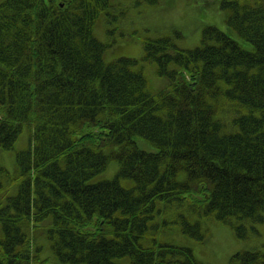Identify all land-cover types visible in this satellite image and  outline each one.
Here are the masks:
<instances>
[{
    "label": "trees",
    "instance_id": "16d2710c",
    "mask_svg": "<svg viewBox=\"0 0 264 264\" xmlns=\"http://www.w3.org/2000/svg\"><path fill=\"white\" fill-rule=\"evenodd\" d=\"M112 3H0V149L30 131L15 194L0 166V264H45L37 231L58 264H203L158 240L162 208L263 219L264 0H221L226 28L207 26L192 50L147 38L143 60L167 83L159 92L138 60L106 61L95 25ZM113 163L116 176L96 181ZM188 216L175 222L202 241V221ZM228 264H264V253L240 251Z\"/></svg>",
    "mask_w": 264,
    "mask_h": 264
},
{
    "label": "rangeland",
    "instance_id": "374dc122",
    "mask_svg": "<svg viewBox=\"0 0 264 264\" xmlns=\"http://www.w3.org/2000/svg\"><path fill=\"white\" fill-rule=\"evenodd\" d=\"M3 1L0 0V3ZM112 2L111 8L101 14L95 25L97 38L107 45L105 59L107 62L121 57L138 60L139 64L135 68H142L148 80V88L152 92H159L167 83L166 79L158 75L156 64L143 60L147 38L169 36L179 48L192 50L201 45L203 30L207 26L226 28V13L221 8V0H112ZM234 38L245 48L252 47L250 42L244 41L237 33L234 34ZM224 108L223 113L228 115L227 120L231 113L227 111V107ZM29 145L30 131L25 127L13 149H0V166L5 167L11 174V177L1 178L8 194H15L19 184L17 178L13 179L19 176L17 153L28 149ZM144 146L141 145L143 149L146 147ZM118 170L119 164L113 163L95 180H111ZM122 183L133 184L132 181ZM180 213L189 215L191 222L199 219L202 221V228L206 231L205 239L200 241L185 232L180 223L175 222ZM180 216L184 217L182 214ZM163 220L169 223L163 225L156 233L158 240L191 248L195 258L203 264H228L231 257L240 251L261 250L264 253V213L261 221L232 218L230 222H226L214 217L199 218V215L190 211L186 204L174 203L168 205L165 210L162 208V214L156 221ZM241 223H246L247 226L252 224L255 230H238L235 225ZM45 234L43 231L33 234L36 245L40 246L39 254L42 259H46L45 264H58L59 261L50 246V239Z\"/></svg>",
    "mask_w": 264,
    "mask_h": 264
}]
</instances>
